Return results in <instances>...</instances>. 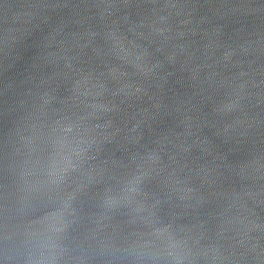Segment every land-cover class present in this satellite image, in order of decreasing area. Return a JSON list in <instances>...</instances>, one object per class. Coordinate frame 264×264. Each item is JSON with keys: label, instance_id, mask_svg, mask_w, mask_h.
Masks as SVG:
<instances>
[{"label": "water", "instance_id": "1", "mask_svg": "<svg viewBox=\"0 0 264 264\" xmlns=\"http://www.w3.org/2000/svg\"><path fill=\"white\" fill-rule=\"evenodd\" d=\"M146 221L264 264V0H0V232L49 244L0 233V264H148Z\"/></svg>", "mask_w": 264, "mask_h": 264}, {"label": "clouds", "instance_id": "2", "mask_svg": "<svg viewBox=\"0 0 264 264\" xmlns=\"http://www.w3.org/2000/svg\"><path fill=\"white\" fill-rule=\"evenodd\" d=\"M73 127L74 126L70 122L64 124L57 122V126L53 128V132L63 134L57 135L51 140V143L54 148L59 149L57 155L60 157L61 162L65 164L64 172L67 175L63 177L64 181H67L73 173L79 172L84 162V157L81 155V152L77 151L80 141L74 140L69 136V133L73 131ZM244 135H247V132L241 134V136ZM246 167H248V162L241 163L236 168H233L232 171L235 175L245 178L248 176L245 173ZM91 181L90 178L87 183ZM87 183H81L76 191L86 186ZM241 220L244 221L245 218L242 217ZM146 222L151 226V231L147 233L148 238H141L136 243L139 247L156 248V252L148 256V264H193V260L197 255H208L210 251L215 253V255H211V264H229V262L232 261V255L225 254V250H222L223 246L220 244L219 240L213 241L203 249L197 248L196 246L199 245L200 239L203 237L202 232L196 236L181 237L175 230H173L171 235L164 236L162 235L160 227L151 224V221ZM261 227V225L256 224L255 222H248L243 228L242 239L239 243L244 244L248 239L247 233L260 229ZM221 229L222 232L226 231L223 226H221ZM180 231L185 230L180 229ZM0 233H2L3 239L6 242L12 240L13 237L23 236L25 238L24 243L31 244L35 248H46L49 246L46 241L37 239L38 232L31 228H26L24 232L21 233L10 230L9 225L6 223ZM189 241H191V245L189 244ZM257 248L258 243H253L250 250L256 251ZM262 253H264V249L257 252V255H261L262 262H264V255H262ZM9 259H13V257L6 255L5 260L7 261ZM54 259V257H45L43 254L39 257L29 254L25 264H52Z\"/></svg>", "mask_w": 264, "mask_h": 264}]
</instances>
